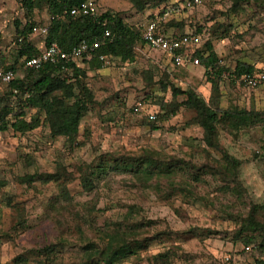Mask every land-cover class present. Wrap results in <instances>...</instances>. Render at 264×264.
<instances>
[{"label": "rangeland", "instance_id": "1", "mask_svg": "<svg viewBox=\"0 0 264 264\" xmlns=\"http://www.w3.org/2000/svg\"><path fill=\"white\" fill-rule=\"evenodd\" d=\"M21 1L0 0V59L5 67L17 61L14 67L20 77L16 29L26 23ZM46 1H37L36 29L49 22ZM183 1L165 0L156 9L146 8L148 16L139 19L142 13L130 0H97L98 16L111 12L141 33L153 16L175 6L163 29L173 36L198 39L196 51L204 53L205 44L211 43L219 66L228 69L223 73L242 62L264 68V0H204L190 10H176ZM32 35L31 43L42 47L43 35ZM134 55L125 63L106 58L96 71L83 66L93 106L81 120L76 143L53 139L44 127L25 136L11 130L0 133V264H14L22 255L27 264H35L32 251L59 239L67 246L57 264L77 263L84 239L75 227L99 245L101 233L107 227L111 231L123 215L139 224L134 235L149 239V245L119 264H222L225 256L235 264H257L256 259L264 264V251L261 256H236L243 249L236 238L241 221L253 204H264V123L239 132L220 127L216 139L220 150L206 144L192 109L180 107L169 119H157L158 130H152L148 116L163 114L161 101L172 102L171 85L190 89L210 103L211 84L201 64L178 66L144 44L136 46ZM213 80L219 86L220 109L264 113V93L256 96L228 78ZM183 99L177 97L172 106ZM25 112L28 120L42 119L36 110ZM222 151L240 161L241 185L215 177V171L223 169ZM121 156L185 161L189 175L187 170L169 182L163 180L160 193L141 189L127 175H109L97 188L83 190L81 178L87 169L100 162L113 166L114 158ZM25 175H59L60 186L41 180L20 183ZM63 190L71 200L61 197ZM87 214L89 218L83 219ZM21 220L25 228L18 230ZM256 241L264 244V234Z\"/></svg>", "mask_w": 264, "mask_h": 264}, {"label": "trees", "instance_id": "2", "mask_svg": "<svg viewBox=\"0 0 264 264\" xmlns=\"http://www.w3.org/2000/svg\"><path fill=\"white\" fill-rule=\"evenodd\" d=\"M37 1H21L26 23L21 29H16L19 44L18 59L31 58L39 54V51L30 41V36L35 28L33 17L38 6ZM83 1H46L49 22L46 34L42 36L43 47L56 43L62 50L70 51L83 40L88 42L99 40L104 30L102 23H106V28L110 31L112 38L110 42H106L100 47L96 54L109 59H117L122 63L133 61L136 46L138 44L146 45L141 39L140 31L111 12H105L96 19L85 16L70 17V9L78 6ZM164 1L130 0L133 9L138 13H143L146 8L156 9ZM165 11L164 8L152 19L162 16ZM97 55L91 60L82 59L68 63L67 73L59 72L50 64H43L38 69L22 68L21 77L18 75L16 67H14L17 61L5 67L3 66L4 59H0V68L11 69L15 72L12 81L4 86L5 89L0 94V133L11 130L15 134L25 136L40 127H44L51 138H62L68 144L76 143L81 120L90 112L93 106L91 93L85 83L87 73L83 66L86 65L90 71L102 69V61L98 59ZM194 56L199 58L205 71L204 75L209 76L208 80L211 84L210 103L198 97L190 89L181 91L171 85L169 90L171 91L172 102L163 104L161 101L159 105L163 114L155 116V120L148 121V123H150L149 126L152 130H158L154 125L157 119H169L170 116H174L178 112L180 107L192 109L196 112V120L204 132L206 144L215 150H220L216 142L220 127H229L232 131L239 132L244 128L254 126L260 121L264 123V113L238 110L236 107H231L226 111L220 109L218 105V99L220 98L219 86L213 79L221 78L223 72L228 69L219 66V61L211 43L205 44L204 53L195 51ZM229 74L239 78L243 75L257 73H255L253 67L238 63ZM230 80L235 82L231 78ZM167 89L168 87L164 86V90ZM179 96L184 97L183 101L173 107L172 103L176 102V98ZM26 110L40 112L42 119L40 117L26 119ZM222 152L223 169L216 170L215 177L221 178L220 180L223 183L226 182L224 180L226 178L237 186L241 185L239 183L240 161L227 151ZM187 170L189 175V163L185 161L173 162L171 160L167 163L150 156L144 159H138L134 156H121L114 158L113 166L109 165L108 162H100L97 167L87 169L81 178V185L83 190L87 192L97 188L109 175H127L128 179L141 189H153L160 193L163 180L169 182ZM35 180H41L44 183L51 182L60 186L61 177L59 175H25L19 181L20 183L29 184L35 182ZM61 197L65 200H71L65 190L61 191ZM85 218H89V214L83 216V219ZM17 225H19L18 230L25 228L23 220ZM114 226L111 231H108L107 227L101 233L99 245L86 239V233L79 226H76L75 229L79 236L83 237L84 243L80 245V260L74 264H119L128 258L138 256L139 252L148 248L149 239L140 240L137 235H134L139 224L133 225L131 216L123 215L122 219L116 222ZM263 234L264 204H253L247 216L241 221L239 230L236 233V238L243 244V248L249 247L250 251L245 252L242 249L240 254L236 256L242 258L253 257V255L261 256L264 251V244H258L256 238H260ZM66 246V241L59 239L56 243L32 251L35 258L34 263L57 264L62 258ZM232 260L235 264V260ZM26 261L27 257L22 255L15 259L14 264H27ZM256 262L261 264L258 259H256Z\"/></svg>", "mask_w": 264, "mask_h": 264}, {"label": "built area", "instance_id": "3", "mask_svg": "<svg viewBox=\"0 0 264 264\" xmlns=\"http://www.w3.org/2000/svg\"><path fill=\"white\" fill-rule=\"evenodd\" d=\"M204 0H185L180 5V9L176 10H190L193 6L200 5ZM171 10L167 9L162 16L149 20L143 27L141 32V39L146 46L154 51L161 53L170 62L185 67L187 65L197 66L200 64L199 58L194 56L196 51V43L198 39L192 37V35L173 36L168 34L163 25ZM98 7L94 0H84L78 6L70 9V17H92L96 19L98 17ZM104 27L103 33L99 40L88 42L86 40L81 41L77 46L73 47L70 51H64L56 43H52L46 47H43L39 51V54L31 58L21 59V67L23 69H38L43 64H50L58 69L59 72H68L67 64L70 62H77L82 59L91 60L96 56L97 51L106 42H110L112 35L106 28V23H102ZM47 27L43 29H33V32L40 35L46 34ZM19 41H21L19 39ZM100 61H105V56H98ZM15 72L11 69L0 68V88L8 85L14 78ZM223 78L233 79L239 85H242L248 89L264 88V72L243 75L236 78L233 75L223 73ZM149 121L155 120V115L148 116ZM245 252L250 251L249 247L243 248ZM222 264H233V260L230 256H225L222 260Z\"/></svg>", "mask_w": 264, "mask_h": 264}, {"label": "crops", "instance_id": "4", "mask_svg": "<svg viewBox=\"0 0 264 264\" xmlns=\"http://www.w3.org/2000/svg\"><path fill=\"white\" fill-rule=\"evenodd\" d=\"M94 1H96V4H97V7H98V3H97V0H94ZM102 6H104L103 5V3H102ZM148 13H149V11L148 10H145L141 15H140V17H139V19L141 18L142 19V17H144V16H148ZM48 23V22H47ZM166 31V30H165ZM33 36V35H32ZM37 48V50L38 51H40V50H42L43 49V41H42V47H36ZM243 64H245V65H247V66H250V67H253L254 68V70H255V73H261V72H264V68L261 66V67H259L258 66V64L257 65H254L253 63H244V62H242ZM190 66H192V65H190ZM246 89H248V88H246ZM248 90H251L252 92H254V93H256L255 95L256 96H259L260 94L259 93H264V88L263 87H260V88H255V89H248ZM258 101H260V98L258 99ZM259 104H261L260 102H258ZM262 104H264V102L262 103Z\"/></svg>", "mask_w": 264, "mask_h": 264}]
</instances>
